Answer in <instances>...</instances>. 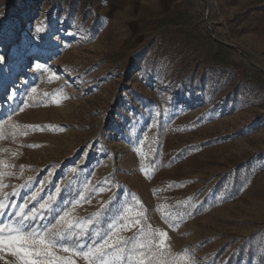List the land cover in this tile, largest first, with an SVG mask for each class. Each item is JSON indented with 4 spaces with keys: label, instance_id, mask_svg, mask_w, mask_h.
Wrapping results in <instances>:
<instances>
[{
    "label": "rangeland",
    "instance_id": "rangeland-1",
    "mask_svg": "<svg viewBox=\"0 0 264 264\" xmlns=\"http://www.w3.org/2000/svg\"><path fill=\"white\" fill-rule=\"evenodd\" d=\"M0 14V220L25 205L37 231L70 222L52 252L72 264L108 237L97 264H264V0H0Z\"/></svg>",
    "mask_w": 264,
    "mask_h": 264
},
{
    "label": "snow or ice",
    "instance_id": "snow-or-ice-1",
    "mask_svg": "<svg viewBox=\"0 0 264 264\" xmlns=\"http://www.w3.org/2000/svg\"><path fill=\"white\" fill-rule=\"evenodd\" d=\"M40 31V29H37ZM4 63V57L0 55V64ZM39 67V65H37ZM34 92L35 89H32ZM15 97V90L13 89L9 93V98L12 99ZM22 111L23 108L20 107L18 109ZM17 111V109H13V112ZM30 147H38V145H30ZM146 178L147 174L145 173ZM27 182L20 187H26ZM171 186V185H170ZM0 187H4L0 185ZM59 192L60 190L57 189ZM16 194V190H13L12 195ZM8 194H5L3 199H0V216H3L6 210L7 205H5L4 200L7 199ZM33 199H35V194H33ZM53 199L52 196H49V201ZM103 207V206H102ZM25 205L20 206V211L15 213L17 220L8 224L3 220H0V251L11 254L13 257L17 258L19 264H72L71 261L63 260V258L54 257L52 248L56 246L63 247L62 241L64 240L67 231H70L72 225L70 222L67 223V229L65 232L51 231L49 230L47 233H44L42 230L37 231L32 228L29 221H35L36 213H25L24 212ZM41 210H51V206L48 202L40 204ZM68 216V213L65 212L63 216L60 217V220H64L65 217ZM43 216H41V219ZM182 217H177L176 222L172 223V227L175 228L178 226L179 221ZM59 223V221H58ZM139 223V221H137ZM99 235V234H97ZM160 236L167 237V233L161 232ZM112 240L111 237L107 239H103V242L100 243L99 247L96 248V251L93 253L91 250L89 252H82L80 249L84 247V245H80L74 254L83 255L84 259L89 262V264H97V260L101 259L104 255H107L105 252L106 248H111L114 245H119L120 241H114L110 243ZM65 252L70 251L69 248L64 247ZM123 251V249H121ZM92 257H96L93 259ZM122 259V258H121ZM101 264H105L101 260Z\"/></svg>",
    "mask_w": 264,
    "mask_h": 264
},
{
    "label": "clouds",
    "instance_id": "clouds-1",
    "mask_svg": "<svg viewBox=\"0 0 264 264\" xmlns=\"http://www.w3.org/2000/svg\"><path fill=\"white\" fill-rule=\"evenodd\" d=\"M0 15H2V14H0Z\"/></svg>",
    "mask_w": 264,
    "mask_h": 264
}]
</instances>
